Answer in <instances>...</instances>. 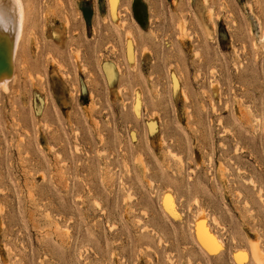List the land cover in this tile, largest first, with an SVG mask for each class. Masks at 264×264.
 Returning <instances> with one entry per match:
<instances>
[{
  "label": "rangeland",
  "instance_id": "374dc122",
  "mask_svg": "<svg viewBox=\"0 0 264 264\" xmlns=\"http://www.w3.org/2000/svg\"><path fill=\"white\" fill-rule=\"evenodd\" d=\"M19 5L0 264H264V0Z\"/></svg>",
  "mask_w": 264,
  "mask_h": 264
},
{
  "label": "bare ground",
  "instance_id": "6f19581e",
  "mask_svg": "<svg viewBox=\"0 0 264 264\" xmlns=\"http://www.w3.org/2000/svg\"><path fill=\"white\" fill-rule=\"evenodd\" d=\"M110 2H112V0H110ZM21 7L19 5V0H0V83H3L4 81L7 80V78L9 79V77H11V74L8 72L9 67H11L10 56L11 58L13 57L14 52L12 51L16 49V47L14 46L18 44V43L14 44V42L16 41L15 38L16 39L19 38L18 36L15 35L18 33L17 31L20 30L21 28L20 25H22L21 15L23 11L21 12L22 10ZM15 30H17L15 32L16 34L14 33ZM182 30L183 29H181V31ZM19 33L17 35H19ZM12 35H14L15 37ZM12 38L13 40H15L14 42ZM12 61H11V65L13 64ZM7 73L10 74V76L8 75L7 77ZM4 83L0 85L5 86L6 83L5 84ZM136 107H138V101ZM195 227L199 240L203 241L204 243L203 246L211 250L216 245L214 236L209 233V231L204 226L201 219L196 221ZM251 252L255 259L259 258V254L256 246H252Z\"/></svg>",
  "mask_w": 264,
  "mask_h": 264
}]
</instances>
